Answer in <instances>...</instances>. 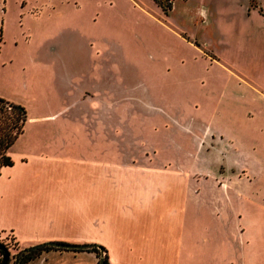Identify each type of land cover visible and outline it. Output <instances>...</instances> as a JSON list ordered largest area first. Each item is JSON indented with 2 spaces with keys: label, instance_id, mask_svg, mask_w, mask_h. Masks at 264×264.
<instances>
[{
  "label": "rangeland",
  "instance_id": "374dc122",
  "mask_svg": "<svg viewBox=\"0 0 264 264\" xmlns=\"http://www.w3.org/2000/svg\"><path fill=\"white\" fill-rule=\"evenodd\" d=\"M1 5L0 96L22 104L28 112V128L26 125L10 154L19 157L20 149L33 141L38 124L29 117L54 112L72 99L68 96L65 102L63 96L55 97L51 110L42 108L46 79L51 74H62L59 87L65 88V76L72 71L63 68L66 63H50L48 59L45 64L39 58L101 57L102 62L94 66L98 82L104 72L111 82L136 86L138 101L154 106L148 113L159 122L156 134L160 141L162 137L168 140L158 143L156 163L188 169L192 173L191 192L197 191L205 202L202 216L195 215L206 222L218 217L223 220L227 238L221 242L211 239L216 249L214 243H206V252L204 248L202 253L185 251L181 264H229L230 257L236 259L235 264H264V239H249L246 225L249 220L264 217V204L241 198L243 195L230 201L225 198L228 187L224 183L229 185L230 177L236 174L228 154L229 144L214 143L210 136L198 140L182 128V122L189 121L201 130L209 122L228 125L248 119L244 103L241 105L239 96L233 95L230 62L239 63L256 76L264 75V44L254 48L248 43L252 36L264 37L260 14L253 10L248 14L254 8L264 16V0H192L189 5L176 0L171 15L153 0H4ZM202 18L208 23H201ZM81 24L83 34L75 31V25ZM197 39L200 47L194 45ZM215 54L222 57L223 64L213 60ZM257 116L262 118L261 114ZM256 136L264 139V127ZM32 162L38 167V161ZM243 163L245 158H238L236 168ZM18 165L6 167L0 176V232L6 228L4 225L18 223L24 212L48 222L55 235L79 231L71 224L85 216L84 161L63 158L51 168L45 162L46 167L36 175L35 168L23 170L19 161ZM21 178L26 182L17 189ZM254 198L261 200L262 192H255ZM235 221L237 236L233 232ZM0 241L8 246L12 258L23 248L11 232ZM97 250L94 254L100 264L102 251ZM37 264L69 262L51 256Z\"/></svg>",
  "mask_w": 264,
  "mask_h": 264
},
{
  "label": "crops",
  "instance_id": "0c3cea01",
  "mask_svg": "<svg viewBox=\"0 0 264 264\" xmlns=\"http://www.w3.org/2000/svg\"><path fill=\"white\" fill-rule=\"evenodd\" d=\"M183 1L187 5L192 3V0ZM2 2L4 0H0V5ZM197 4L200 6V3ZM252 10L264 20L258 9H249L248 14H252ZM204 21L208 23V20L200 19L201 23ZM75 27L76 32L85 33L82 24ZM184 39L190 41L188 35ZM248 43L254 48L263 47L264 37L252 36ZM194 45L200 47L201 43L197 39ZM215 55L213 60L223 64L222 57ZM100 58L95 60L90 55L39 58L45 64L48 59L50 63H66L63 68H71L72 71L65 76V88L59 87L62 74H51L46 79L43 86L45 97L40 101L42 108L51 110L55 97L63 96L65 102L68 96L72 99L54 112L29 117V121L38 124L33 141L20 149L19 157L11 152L14 160L12 167H19V161L23 170L31 171L32 167L35 168L32 161H38L35 175L46 167L45 162L51 168L55 161L63 158L84 161L81 171L85 173L87 190L85 216L71 224L80 230L68 235H55L51 233L48 222L24 212L26 214L20 215L18 223L4 225L6 228L0 232V239L11 232L23 248L50 240L96 242L107 248L110 264H181V260L184 263L185 251L202 253L204 248L206 252V243H214L210 242L211 239L217 238L221 242L222 238H227L222 227L223 220L218 217L206 222L201 217V207L205 202L200 200L197 191L191 192L192 173L188 169L156 163L158 143L168 140L162 137L160 141L156 134L159 122L155 115L148 113L154 106L138 101L136 86L111 82L104 72L100 75L101 83L98 82L94 66L102 62ZM230 63L234 67H230L235 86L233 95L239 96L241 105L244 103L248 119L244 120L245 123L237 121L228 125L205 123L201 129L203 132L200 127L195 129L196 125L190 121L182 122V128L188 134L197 136L198 140L210 136L214 143L229 144L228 154L236 174L230 177L229 185L224 183L228 187L225 198L229 197L230 201L232 197L236 199L238 195H243L241 198L264 204V139L256 136L264 127V75L256 76L233 60ZM254 112L261 114L262 118ZM25 127L28 128L27 123ZM240 157L245 158V163L236 168ZM5 171L6 167L1 175ZM34 178L37 180V177ZM25 182L26 179L21 178L17 189ZM257 191L262 192L261 200L254 198ZM195 212L201 216L195 215ZM237 225L235 221L233 232L236 236ZM246 225L249 239H264V217L249 220ZM214 244L216 249L217 244ZM45 253L31 264H37L39 260L48 261L51 256L69 264H99L94 252ZM227 261L229 264L236 263L234 257Z\"/></svg>",
  "mask_w": 264,
  "mask_h": 264
},
{
  "label": "trees",
  "instance_id": "16d2710c",
  "mask_svg": "<svg viewBox=\"0 0 264 264\" xmlns=\"http://www.w3.org/2000/svg\"><path fill=\"white\" fill-rule=\"evenodd\" d=\"M169 15L173 10L175 0H154ZM28 114L26 108L16 102L0 96V175L4 167L13 166L14 160L10 154V149L24 132ZM97 247L79 250L64 249L54 246L44 245L38 248H22L12 258L8 255V246L0 241V264H31L45 252L52 250L71 252H98ZM98 256V255H97ZM13 260V261H12ZM106 264H110L109 254H107Z\"/></svg>",
  "mask_w": 264,
  "mask_h": 264
},
{
  "label": "water",
  "instance_id": "95a60500",
  "mask_svg": "<svg viewBox=\"0 0 264 264\" xmlns=\"http://www.w3.org/2000/svg\"><path fill=\"white\" fill-rule=\"evenodd\" d=\"M44 245H49V246H54L57 248H64V249H79V250H87L91 249L94 247L99 248L102 251V257L100 260V264H106V258H107V249L105 246L96 243V242H91V243H75V242H65V241H58V240H50L46 242H42L40 244H36L34 246H31V249L42 247ZM9 255V253H8Z\"/></svg>",
  "mask_w": 264,
  "mask_h": 264
}]
</instances>
